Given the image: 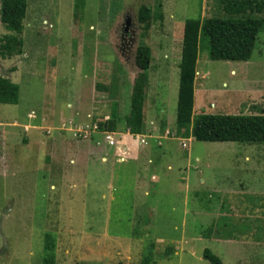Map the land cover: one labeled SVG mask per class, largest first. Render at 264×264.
I'll return each mask as SVG.
<instances>
[{
    "label": "rangeland",
    "instance_id": "1",
    "mask_svg": "<svg viewBox=\"0 0 264 264\" xmlns=\"http://www.w3.org/2000/svg\"><path fill=\"white\" fill-rule=\"evenodd\" d=\"M236 1L245 0H27L20 35L7 31L0 23V44L4 36L23 41L21 54L0 58V77L19 86L17 105L0 104V252L6 245L0 264H43L46 235L54 243V264H141L150 245L154 247L152 264H209L202 259L205 249L223 264L229 263L222 250L216 248L215 240L229 241L242 234L234 231L236 227L228 221H217L216 214H231L240 208L232 197L224 202L212 189L219 188L224 175L233 184L247 178L249 194L243 197L240 193L239 202L255 212L264 210V144L190 140L188 149H181L173 142L180 160L174 158V166H179L181 172L174 167L167 176L164 165L155 171L159 173L157 180L137 185L130 169L125 175L119 173L120 177L116 172L110 180L104 170L63 169L56 150L52 161L44 151L21 148L29 144L22 129L30 124L26 121L28 113L39 120L32 127H41L40 119L52 123L56 118L51 117V101L60 106L74 103L77 98L93 94L97 82L109 87L110 82H117L118 115L124 116L129 109L127 92L137 75L134 54L140 43L138 12L142 6H150L152 12L158 10L162 17H152V48L178 53L182 23L187 19L264 18V14L253 12L230 14L226 8ZM199 59L206 75L197 76L196 86L206 88L198 95L195 111L264 115V31L249 64L210 61L203 42ZM153 93L151 89L147 94V104L154 109L156 133H175L180 122L192 123L196 116L192 113L179 119L177 94L174 97L169 86L161 91L158 102H152ZM212 103L216 108H210ZM123 126L120 119L118 127ZM28 135L32 140L35 132ZM217 146H235L233 152H239L241 160L244 155H252L256 172L249 177L239 174L232 168L237 159L229 153L231 149L220 150ZM195 159H199L198 165ZM196 166L198 171L193 170ZM185 170L190 173L191 187L187 190ZM190 214H196L198 223L192 222ZM212 237L213 242L209 240ZM168 249L173 252L165 259ZM247 254H252L251 264H264V250L245 252V258Z\"/></svg>",
    "mask_w": 264,
    "mask_h": 264
},
{
    "label": "crops",
    "instance_id": "2",
    "mask_svg": "<svg viewBox=\"0 0 264 264\" xmlns=\"http://www.w3.org/2000/svg\"><path fill=\"white\" fill-rule=\"evenodd\" d=\"M184 22L182 23L181 38L183 37ZM150 34L151 32H149V36L145 41V44L150 49V64L146 72L147 81L145 86L144 115H143L144 132L148 130H152L155 132L154 109L152 111V109L149 108V104H147V94H149V91L151 89H154L153 94L155 96L152 101L153 103L158 102L157 100L161 99V91H163V89L167 88L168 86L172 89L173 94L175 93L174 97L176 96V94L178 95L179 65H180L181 46H182V41H181L180 51L178 53L168 48L159 47L157 49H153L149 42ZM22 48L23 45L21 47V53H22ZM26 57L27 55H23L24 59ZM94 73L95 72L93 71V74ZM103 73H105V70H103ZM234 73L235 72L233 71L231 72V74ZM171 75L173 76V79L172 78L170 79ZM199 75L203 76L206 74H204L203 70L200 69V59L198 58L196 62V73H195V83H194V103L190 111V114L192 113L193 115L196 116L200 114H204V113L199 114L198 113L199 110L195 111V109L198 100V95L201 92H204V89L206 88V86L205 87L203 86L200 89L197 88L196 80H197V76ZM5 79H8L10 81L9 78H5ZM170 80H172L171 83ZM105 81L106 79L104 77L103 82ZM133 81L129 86L128 89L129 93L127 92L126 105L127 106L129 105V109H130V95H131V88L133 85ZM97 83L98 84L95 85V91L97 93L95 91H93V94L91 95H89L88 93L89 95L88 97L85 96L84 98L83 97L77 98L76 100H74L75 101L74 103H67V105L65 106H60L58 105V103L51 101L50 104L51 106H53L51 117L56 118L55 121L52 123H49L46 119H40V124L42 126L37 127L38 125H34L32 127L31 124L34 122L38 123L39 120L36 119V116H31L28 113L26 116L27 118L26 121L30 122V124L22 126V129L26 134L29 144L25 148L22 147L21 149L23 151H29L31 147H34V149L41 151V153L43 151L46 152L47 156L45 157L49 158L50 156V159L52 161L53 159H55L53 152L54 150H56L57 151L56 153L60 155V161L63 162L62 163L63 169L70 170L71 168H73L77 170V168H81L83 170L89 169L91 171L104 170L107 171L108 176H110V180L113 179L116 172L117 174L120 173L122 175L123 174L125 175L127 173V170L130 169L133 170L132 174L134 175L132 176H134L136 185L142 184V182L146 184L148 183V180H152V181L157 180L156 174L159 173H155V171H160L161 169H163L164 165L166 166L165 170L167 171V176H169V173L173 171L174 167H177L174 166L177 165L176 162L180 161L177 159L178 158L177 148H175V145L173 144V142H177L179 148L183 149L180 146L179 141L163 140L161 141V146L159 147L156 145L157 141L154 140L150 141L148 146L139 148L136 154L132 156L133 158H131L128 162H126L125 164H118L116 163L113 157V152L103 144L100 137H92L91 140L80 141V140H76L73 137V135H71L69 132H61V131H57L56 129L55 130L53 129L60 122L69 121V120L79 124L89 123L90 121H99L105 118H109V122L113 119H118V120L121 119L123 121L124 117H126L129 114V109L126 107L128 109V113L126 109L124 116L121 117L118 115L119 112L118 93L120 87H118L117 82L116 81L115 83L114 81L110 82V84H112L111 87L105 86L106 85L105 83H101V82H97ZM77 89L79 92V86ZM211 107L216 108V105L212 103L210 105V108ZM147 108L148 110H146ZM145 118L147 119V122L145 121ZM0 126L2 125L0 124ZM3 130H4L3 132L6 133L5 128ZM47 130H52V131L50 132V134H47L46 133ZM30 131L35 132L34 138L32 140L28 135ZM116 132H122V131H116ZM156 135H160V134L157 132ZM190 140L193 139L187 140L186 142L187 146L190 143ZM160 147L162 148L160 149ZM217 147H218L217 149L220 150L231 149L229 151L230 154L233 152L234 149H237L235 148V146H228V147L217 146ZM233 154L235 155L237 160L236 161L233 160L232 168L235 171L239 172V174H245L247 177L251 175L253 176V174L256 172V164H254L253 162L252 155L251 157L250 155H244L243 160H241L240 159L241 155H239V152L234 151ZM174 158H176L177 160H175ZM65 159H67L66 163H65ZM183 161L185 160L183 159ZM186 162H187L186 165L189 166L191 165V163H189L190 160H187ZM194 162L196 165L200 163L199 159H195ZM155 164L158 165L155 166ZM123 165H126L127 168L124 170H120L119 166H123ZM178 168L179 166L177 167V169ZM193 170L198 171V167L197 166L194 167ZM185 171L187 176L185 178V180L187 181L185 186L187 190V187L188 189L191 187L189 184L190 173L187 170ZM120 174L118 175L119 177L121 176ZM245 179L247 178L243 177V179H237L236 184H233L224 175L222 184L218 186L219 188L212 189L213 190L212 193L222 196L224 202L225 201L229 202L230 201L229 197L230 198L232 197L233 200L235 201L234 204H236V206L240 208L239 211L234 210V212H232L231 214H229L230 212H226V211H224L223 214L219 212L216 214V220L219 222L228 221L232 227H236L234 231L241 232L242 234L241 237L239 236L236 238L232 237V240L223 241V242L220 240H215V237L209 239L212 242L215 240V243L218 245L216 248L221 249L222 253L226 255L227 260L228 259L230 260L228 264H230V262L234 264H251V261H249L251 259L249 258V255L252 254H247L245 258L244 253L257 249L264 250V210L255 212L249 208H245L244 206L246 204L242 203L241 201L239 202L238 200L240 193L241 196L243 197H246L249 194L247 193V191L249 189L248 186H250V183H248L249 180H245ZM200 185H203V181H200ZM226 199L227 200L229 199V201H227ZM244 199L245 201H248V198H244ZM230 206H232L231 203ZM185 212L189 213L188 211ZM213 214H214V210L213 212L212 211L209 212L210 217ZM190 215L193 218L192 222L193 223L195 222L194 224H196V222L198 221L197 219L194 218L196 214H190ZM202 219H200V221ZM253 257H255V254H253Z\"/></svg>",
    "mask_w": 264,
    "mask_h": 264
},
{
    "label": "trees",
    "instance_id": "3",
    "mask_svg": "<svg viewBox=\"0 0 264 264\" xmlns=\"http://www.w3.org/2000/svg\"><path fill=\"white\" fill-rule=\"evenodd\" d=\"M158 9V8H157ZM234 15L253 12L264 14V0L234 2L226 8ZM27 13V0H0V23L9 32L20 35ZM161 18L158 10L152 12L144 5L138 12L140 25V43L134 54V66L137 75L133 81L130 95L129 114L124 117L123 127L120 120L113 119L107 124H100L101 129L109 131H126L133 135L144 132V97L146 72L150 64V49L145 44L152 26V17ZM158 16V17H157ZM264 31V18L228 17L187 19L183 25L181 58L179 65V83L177 109L180 118L190 114L194 103V83L196 62L199 58V46L207 44L208 59L213 62L247 63L251 60L257 46L259 35ZM23 41L15 36H4L0 44V58L6 59L21 53ZM19 88L8 79L0 77V104L17 105ZM180 140L193 139L200 143H238L246 145L264 144V115H209L200 114L192 123L180 122L174 133ZM125 164V163H124ZM43 264H54L52 251L54 243L50 236H45ZM153 245L146 250L141 264H152L154 260ZM172 249L166 250L165 259L171 256ZM202 259L209 264H223L208 249L202 253Z\"/></svg>",
    "mask_w": 264,
    "mask_h": 264
},
{
    "label": "built area",
    "instance_id": "4",
    "mask_svg": "<svg viewBox=\"0 0 264 264\" xmlns=\"http://www.w3.org/2000/svg\"><path fill=\"white\" fill-rule=\"evenodd\" d=\"M109 118L89 123L79 124L71 120L62 121L57 131L69 132L76 140L87 141L92 137H100L103 144L113 152V157L118 164L128 162L136 154L139 148L148 146L150 141H157L156 145L161 146L163 140H175L180 142V146L185 149L187 140L176 138L174 133L165 131L163 135H156L154 131L148 130L140 135H133L128 130L122 132L101 129L100 124H107ZM55 130V129H54ZM52 130H47L50 134Z\"/></svg>",
    "mask_w": 264,
    "mask_h": 264
},
{
    "label": "water",
    "instance_id": "5",
    "mask_svg": "<svg viewBox=\"0 0 264 264\" xmlns=\"http://www.w3.org/2000/svg\"><path fill=\"white\" fill-rule=\"evenodd\" d=\"M6 253V245H4L3 250L0 252V257Z\"/></svg>",
    "mask_w": 264,
    "mask_h": 264
}]
</instances>
